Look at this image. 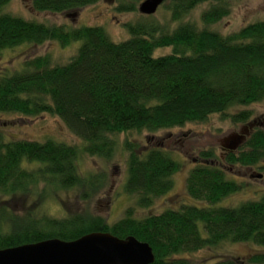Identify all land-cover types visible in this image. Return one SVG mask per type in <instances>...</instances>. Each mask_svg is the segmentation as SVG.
<instances>
[{
	"label": "trees",
	"instance_id": "trees-1",
	"mask_svg": "<svg viewBox=\"0 0 264 264\" xmlns=\"http://www.w3.org/2000/svg\"><path fill=\"white\" fill-rule=\"evenodd\" d=\"M9 1L0 0V53L47 41L61 47L75 41L80 45L64 64H52L48 55H39L25 60L20 69L0 73V112L57 116L83 145L50 139L6 141L0 135V249L109 232L146 242L154 254L150 264H191L175 256L223 241L264 246V195L235 207L214 206L241 186L211 163L215 158L211 149L198 151L201 163L194 164L185 177L186 194L203 205L181 204L135 218L136 208L150 207L156 197L172 189V175L181 164L167 150H142L126 138L123 189L135 196L136 204L126 208L119 220L110 224L89 212L56 218L34 207L58 189L77 187L86 200L103 188L106 175L81 174L77 159L81 153L110 159L117 147L114 135L202 123L214 114L234 123L246 122L249 111H226L264 100V19L223 35L208 26L229 14V0H166L161 6L176 25L168 29L155 21L126 22L123 27L129 37L114 42L101 26L49 24L3 13ZM98 1L31 0V7L72 17ZM139 1L114 0V10L134 12ZM202 3L208 5L200 13L203 26L199 27L185 18ZM167 47L169 53L153 55ZM262 159L264 129L256 128L237 151L225 154L223 162L251 167ZM40 184L43 188L37 191ZM16 195L23 200L35 196L36 202L16 211L12 201L4 199ZM215 264H264V251Z\"/></svg>",
	"mask_w": 264,
	"mask_h": 264
},
{
	"label": "rangeland",
	"instance_id": "rangeland-1",
	"mask_svg": "<svg viewBox=\"0 0 264 264\" xmlns=\"http://www.w3.org/2000/svg\"><path fill=\"white\" fill-rule=\"evenodd\" d=\"M229 4V14L220 21L209 25V29L225 35L238 31L249 23L264 19V0H229ZM207 5V3L197 5L185 19L202 27L200 13ZM114 8V0H99L93 5L80 9L76 15L71 17L65 13L35 11L31 7V0H10L2 8V12L49 24H65L72 27L101 26L114 42H120L129 37L123 27V23L126 22L155 21L168 29L176 25L169 20V13L163 6H159L152 15L141 14L138 10L118 13ZM79 45L80 41H75L66 47H61L55 41H47L41 45L22 44L12 49L3 50L0 53V73L20 69L25 60L39 55H48L52 64H64L75 53ZM170 51L169 47L158 48L153 55H162ZM240 110L250 112L249 119L244 123H234L229 117L214 114L202 123H186L182 127L161 129L156 132L131 131L114 135L117 147L110 159L91 157L81 153L77 159L81 174L103 172L106 175L104 187L90 199H83L80 196L81 190L77 187L55 190L45 195L40 203L33 201L35 196L27 197L24 200L20 195L4 199L12 201L11 204L16 211H23L35 203V208L37 206L42 212L56 218L73 213L89 212L102 216L111 224L124 215L126 208L134 207L136 204L135 196L128 195L123 189L126 177V152L122 145L127 138L140 144L142 150L150 147L167 150L171 157L181 164L180 169L172 175V189L165 195L156 197L150 207L136 208L133 213L135 218H142L147 214L158 213L167 208L176 209L181 204H204L202 201L189 198L185 192V177L194 164L201 163L197 159L198 151L201 149L213 150L215 158L211 163L225 171L226 179L239 183L241 186L239 191L229 194L216 202L214 206L235 207L248 200H259L264 195V159L251 167L228 166L223 162L224 150L231 145L237 134L244 131L246 124H249L250 131L247 137L256 128L264 129V100L231 107L226 113L233 114ZM0 135L6 141L25 139L43 142L50 139L76 147L83 145V141L75 136L59 117L47 113L36 117H26L16 113L0 112ZM242 144L243 142L237 143L234 150L237 151ZM42 188L43 185L40 184L37 191ZM199 227L204 235L201 223H199ZM260 251H264V246L251 242L223 241L220 244L194 252L181 253L175 257L186 258L191 264H215L226 258L244 260L251 254Z\"/></svg>",
	"mask_w": 264,
	"mask_h": 264
},
{
	"label": "water",
	"instance_id": "water-1",
	"mask_svg": "<svg viewBox=\"0 0 264 264\" xmlns=\"http://www.w3.org/2000/svg\"><path fill=\"white\" fill-rule=\"evenodd\" d=\"M166 0H142L137 10L154 14ZM234 142L230 149H235ZM260 177V175H257ZM151 247L133 236L119 238L109 232H88L73 240L48 238L0 249V264H150Z\"/></svg>",
	"mask_w": 264,
	"mask_h": 264
},
{
	"label": "flooded vegetation",
	"instance_id": "flooded-vegetation-1",
	"mask_svg": "<svg viewBox=\"0 0 264 264\" xmlns=\"http://www.w3.org/2000/svg\"><path fill=\"white\" fill-rule=\"evenodd\" d=\"M249 124H246L245 126H244V131L243 132H240L239 134H237L235 137H234V140H233V142H236L237 140H241V142H243L244 143V141L247 139V135L249 134V126H248ZM233 142L231 143V145L233 144ZM231 145H229V146H227V149H225L224 151H225V154L226 153H228V152H232V151H235L234 149H230L232 146Z\"/></svg>",
	"mask_w": 264,
	"mask_h": 264
}]
</instances>
